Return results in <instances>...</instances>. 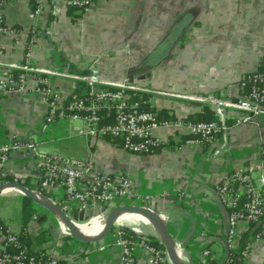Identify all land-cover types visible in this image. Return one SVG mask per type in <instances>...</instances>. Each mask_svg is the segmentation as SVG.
Returning <instances> with one entry per match:
<instances>
[{
	"label": "crops",
	"instance_id": "crops-1",
	"mask_svg": "<svg viewBox=\"0 0 264 264\" xmlns=\"http://www.w3.org/2000/svg\"><path fill=\"white\" fill-rule=\"evenodd\" d=\"M31 8L29 0L5 6L4 25L17 29L22 40L15 47L13 36L0 34V74L7 63L24 62L26 35L33 28L36 44L29 64L46 72L51 87L70 97L77 87L71 76L93 72L102 83L147 90L142 97L160 121L168 116L191 121L195 114L210 116L207 112L218 117L203 99H237L241 78L259 70L264 58V0H94L88 13L67 7L64 0H44L36 19L30 18ZM44 107L31 90L0 97V145L12 139L32 141L44 153L90 160L101 174L130 177L134 191L151 198L144 205L165 219L186 264H204L201 252L206 248L212 258L205 264H221L227 212L216 187L235 168L251 166L264 149V117L232 125L204 148L188 144L192 135L185 129L162 126L155 131L162 147L138 155L81 134L80 121L44 124ZM68 129L77 133L70 136ZM2 172L6 181L17 180L31 190L39 186L27 152L10 155ZM61 191L57 187L47 196L58 201ZM23 204L19 192L3 193L0 223L30 240L27 247H54L59 264H125L113 235L92 244L61 237L62 225L32 202L34 214L24 229ZM138 226L151 242L157 240L149 223ZM146 254L140 248L133 251L137 264H143ZM245 264H264V235Z\"/></svg>",
	"mask_w": 264,
	"mask_h": 264
},
{
	"label": "built area",
	"instance_id": "built-area-1",
	"mask_svg": "<svg viewBox=\"0 0 264 264\" xmlns=\"http://www.w3.org/2000/svg\"><path fill=\"white\" fill-rule=\"evenodd\" d=\"M17 1L21 0H0V34L13 36L15 47L20 46L21 35L15 28L4 25V9L7 4ZM33 1L36 7L30 11V18L36 19L41 13L44 0ZM93 2L64 0L67 7L82 13H88ZM32 29L29 39V32L26 35L24 62L7 63L0 74V97L28 90L35 92L45 106L44 124L59 120L80 121L83 125L81 134L92 139L118 143L122 150L131 154L152 155L163 145V141L155 134L162 126L185 129L192 135L188 144L204 148L212 146L226 135L232 125L249 124L258 117H264V58L259 70L241 78L237 99H203L215 106L218 117L198 122L160 121L142 97L147 90L102 83L93 72L71 76L75 81L85 84L76 98L62 95L46 81L45 71L29 64L31 50L36 44L35 30ZM2 51L0 46V57ZM1 66L3 62L0 59ZM30 82L36 85L29 86ZM19 152H27L34 159L40 191L47 195V192L61 188L60 199L54 202L69 217L82 214V222L96 220L103 227L110 209L126 205L146 207L144 203L151 200L146 195L136 193L133 180L126 175L111 177L101 174L90 160L44 153L39 149V144L16 139L0 145V184L6 181L2 171L10 155ZM216 192L227 212L225 258L221 264H245L254 245L264 235V149L260 148L251 166H239L226 174L217 185ZM61 228V237H69L67 230L63 226ZM125 229L131 232L130 238H127ZM110 234L121 247V257L125 264H137L133 255L137 248L147 253L143 264H170L165 251L152 244L142 234L138 224L116 222ZM0 239V264H59V256L54 247H22L18 237L2 223ZM211 258L210 249L201 252L202 263H207Z\"/></svg>",
	"mask_w": 264,
	"mask_h": 264
},
{
	"label": "water",
	"instance_id": "water-1",
	"mask_svg": "<svg viewBox=\"0 0 264 264\" xmlns=\"http://www.w3.org/2000/svg\"><path fill=\"white\" fill-rule=\"evenodd\" d=\"M94 75L96 76L95 73ZM211 110L215 111L214 105H212ZM8 190L19 192L23 197L40 207L46 215L58 221L67 230L69 237L83 244L98 243L106 239L115 226L118 217L122 214L133 213L139 215L153 227L157 240L163 246L170 264H186L178 252V247L168 230L165 219L150 208L136 205L114 207L107 213L101 231L95 235H88L82 233L76 227V221L82 222L84 220L82 214L79 216L73 214L69 217L56 202L42 193L39 188L31 190L23 183L16 181H5L0 184V196ZM180 248H183V245H180Z\"/></svg>",
	"mask_w": 264,
	"mask_h": 264
},
{
	"label": "trees",
	"instance_id": "trees-1",
	"mask_svg": "<svg viewBox=\"0 0 264 264\" xmlns=\"http://www.w3.org/2000/svg\"><path fill=\"white\" fill-rule=\"evenodd\" d=\"M30 1L32 2V8H31V10H33L36 7V3L33 0H30ZM15 30H17V29H15ZM32 33L33 32H31V30H30L29 31V34H28V39L32 36ZM34 33H35V31H34ZM85 74H87V73H85V72H79V75H85ZM76 83H77L76 90H75L74 94L69 97L70 99L76 98L78 96L79 92L81 91V89L85 87V84L82 83V82L76 81ZM207 114L210 115V116L207 115L208 117H205V116H200V115H196L195 114V115H193V117H189L188 119L191 120V121H194V122H198V121H209V120L214 119V116L212 114H210L209 112H207ZM167 118H169V119H166V120L174 121V119L171 116H168ZM161 120H163V119H161ZM23 201H24V204H23V209H22V226L25 229L27 227L30 219L32 218V216L34 214V210H32L31 208H29V204L31 203V201H29L27 198H24V197H23ZM125 230L128 233L127 234V238H130V236H131L130 233L131 232L128 229H125ZM17 237H18V240H19L20 245L22 247H27L26 244L27 243L28 244L30 243V240H27L22 234H20V236L17 235ZM34 243L37 244V245H39V242H37L36 240L34 241ZM151 243L154 244V245H156V246H158V247H160L161 249L164 250L163 246L159 243L158 240L153 241Z\"/></svg>",
	"mask_w": 264,
	"mask_h": 264
},
{
	"label": "bare ground",
	"instance_id": "bare-ground-1",
	"mask_svg": "<svg viewBox=\"0 0 264 264\" xmlns=\"http://www.w3.org/2000/svg\"><path fill=\"white\" fill-rule=\"evenodd\" d=\"M118 223L135 225L137 222L148 223V221L139 215L133 213H124L117 219ZM76 227L84 234L95 235L101 231L102 225L96 220H91L86 223H76Z\"/></svg>",
	"mask_w": 264,
	"mask_h": 264
},
{
	"label": "rangeland",
	"instance_id": "rangeland-1",
	"mask_svg": "<svg viewBox=\"0 0 264 264\" xmlns=\"http://www.w3.org/2000/svg\"><path fill=\"white\" fill-rule=\"evenodd\" d=\"M56 124H59V126L60 125H63L64 123H63V121H58V123H56ZM71 125H75V126H78L79 128H81V124H80V122H72L71 123ZM71 130V129H70ZM70 130L68 129V132H69V135L70 136H73L75 133H77V132H70ZM72 140V139H71ZM66 142H68V141H64V143H66ZM63 142H62V144H64ZM63 156H68L67 154H65V155H63ZM82 223H86V222H82ZM141 222H137L136 224H140Z\"/></svg>",
	"mask_w": 264,
	"mask_h": 264
}]
</instances>
